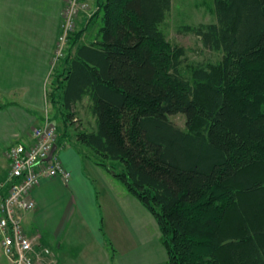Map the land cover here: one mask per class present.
I'll use <instances>...</instances> for the list:
<instances>
[{
	"label": "trees",
	"instance_id": "16d2710c",
	"mask_svg": "<svg viewBox=\"0 0 264 264\" xmlns=\"http://www.w3.org/2000/svg\"><path fill=\"white\" fill-rule=\"evenodd\" d=\"M171 2L95 0L96 39L69 36L46 104L64 133L87 99L76 140L153 217L166 264H264V0H214L213 23L183 27L221 54L188 76L159 28Z\"/></svg>",
	"mask_w": 264,
	"mask_h": 264
},
{
	"label": "crops",
	"instance_id": "0c3cea01",
	"mask_svg": "<svg viewBox=\"0 0 264 264\" xmlns=\"http://www.w3.org/2000/svg\"><path fill=\"white\" fill-rule=\"evenodd\" d=\"M89 4L90 16L77 21L81 44L94 42L102 26L90 28L100 17L90 21L97 6L95 0ZM62 12L63 0H0V186L8 179L7 148L30 144L34 127L42 125L46 117L51 122L57 118L55 109L46 104L45 87ZM86 100L73 105L72 122H78V114L87 115L89 124L84 118L79 128L93 131L95 122ZM57 126L63 146L58 156L70 179L66 184L57 177L43 179L34 188L35 209L21 214L25 234L39 236L40 244L53 251V264H126L122 260L126 254L117 253L111 242L116 253H109L104 230L113 240H125L123 252L129 239L138 249L146 240L160 242L153 217L105 169L69 148V141L81 145L71 135L72 127L63 133L62 124ZM5 190L6 186L0 187V193ZM166 261L164 254L161 264Z\"/></svg>",
	"mask_w": 264,
	"mask_h": 264
},
{
	"label": "built area",
	"instance_id": "2783aa9c",
	"mask_svg": "<svg viewBox=\"0 0 264 264\" xmlns=\"http://www.w3.org/2000/svg\"><path fill=\"white\" fill-rule=\"evenodd\" d=\"M91 10L89 0H63L51 70L62 57L69 36L76 31L78 19L90 16ZM59 136L58 126L46 117L42 125L32 129L30 144H14L5 152L9 171L7 181L0 186H6L0 193V249L10 264L54 263L53 252L40 244L39 236L25 234L21 214L35 209L31 193L41 180L57 177L66 184L70 179L58 156L63 147L58 143ZM53 147L56 149L50 156Z\"/></svg>",
	"mask_w": 264,
	"mask_h": 264
},
{
	"label": "rangeland",
	"instance_id": "374dc122",
	"mask_svg": "<svg viewBox=\"0 0 264 264\" xmlns=\"http://www.w3.org/2000/svg\"><path fill=\"white\" fill-rule=\"evenodd\" d=\"M213 1L214 0H172L171 8L169 13L167 14L165 21L160 25V30L163 32L166 41L173 47H182L184 49V57L183 64L180 67V72L184 76H188L189 73L187 71V66L189 65H201L207 66L209 64H216L221 59L220 53L211 52L209 50L203 49L201 46L200 40L193 34H186L183 30L185 26H197L199 24H210L215 21V15L213 12ZM102 25L101 19L95 20L92 24L93 30H97V28ZM90 33V31H89ZM1 100V99H0ZM1 103V101H0ZM85 106V104H83ZM82 113L83 111L80 110ZM77 116V115H76ZM81 118H80V117ZM87 120V124H89V116L78 114V122H70L67 129L72 127L71 134L76 139V130L79 131H88L84 129H80L81 126L79 123L82 122L83 119ZM57 117L56 120L52 122L61 126L60 119ZM170 122H172L179 129H185V117L182 115H174L169 117ZM91 124V123H90ZM71 133V132H70ZM70 149H74L79 151L81 156H85L87 159L85 160H95L100 161L99 156H95L89 148L85 146H77L76 144L71 143L70 141ZM63 149L60 148L58 152ZM87 161H84L86 164ZM91 161V160H89ZM115 182V181H114ZM115 184L121 185L118 181ZM154 232V231H153ZM103 237L106 241V246L108 247L109 253H116L113 249V245L115 244L117 248V253L126 254L125 260L126 264H161L162 256L165 254L161 243L155 239L143 243L141 247L138 249L137 243H132L130 239L126 242V246L123 252V246L125 245V240H113L105 235V230L103 232ZM111 242V243H110ZM53 252V251H52ZM0 264H10L6 257L2 254L0 249Z\"/></svg>",
	"mask_w": 264,
	"mask_h": 264
},
{
	"label": "water",
	"instance_id": "95a60500",
	"mask_svg": "<svg viewBox=\"0 0 264 264\" xmlns=\"http://www.w3.org/2000/svg\"><path fill=\"white\" fill-rule=\"evenodd\" d=\"M55 149H56V147H53V149H52V151H51V154H50V156L52 155V153L55 151ZM50 158V157H49ZM48 158V159H49Z\"/></svg>",
	"mask_w": 264,
	"mask_h": 264
}]
</instances>
